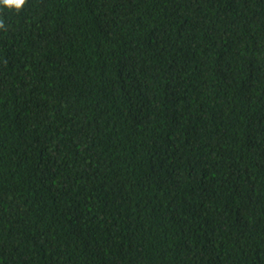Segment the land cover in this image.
<instances>
[{
    "label": "trees",
    "instance_id": "obj_1",
    "mask_svg": "<svg viewBox=\"0 0 264 264\" xmlns=\"http://www.w3.org/2000/svg\"><path fill=\"white\" fill-rule=\"evenodd\" d=\"M0 20V264H264V0Z\"/></svg>",
    "mask_w": 264,
    "mask_h": 264
},
{
    "label": "clouds",
    "instance_id": "obj_2",
    "mask_svg": "<svg viewBox=\"0 0 264 264\" xmlns=\"http://www.w3.org/2000/svg\"><path fill=\"white\" fill-rule=\"evenodd\" d=\"M27 3V0H0V5L6 8L15 9L16 11L22 10ZM5 28V23L0 20V29Z\"/></svg>",
    "mask_w": 264,
    "mask_h": 264
}]
</instances>
